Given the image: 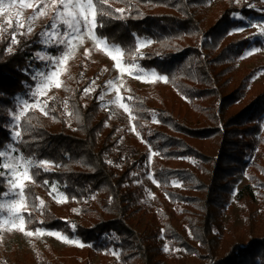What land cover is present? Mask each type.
I'll return each mask as SVG.
<instances>
[{"label":"trees","instance_id":"1","mask_svg":"<svg viewBox=\"0 0 264 264\" xmlns=\"http://www.w3.org/2000/svg\"><path fill=\"white\" fill-rule=\"evenodd\" d=\"M208 1L109 0L110 7L104 6L113 15H119L115 9H131V16L126 11L125 20L105 17V27L96 34L121 46L125 61H131L135 53L133 33L151 38L153 43L138 62L169 77L167 83L158 81L149 87L126 84L127 97H133L128 103L137 117L132 123L140 138H132L124 153L116 151L121 121L102 110L96 93L88 98L84 95L90 87L87 70L95 62L83 56L67 67L58 97L49 101V115L30 110L29 123L22 120L19 129L23 133L27 127L30 132L23 134V142H12L10 123L12 112L17 111L16 96L25 92L31 69L40 67L36 53L42 46L37 36L19 35V44L12 45L14 54H8L5 49L11 38L0 39V150L8 142L25 160L47 159L53 166L50 172L39 169L38 176L37 169L31 170L33 180L26 184L29 207L24 213L32 221L29 230L54 229L79 238L90 249L112 243L122 264H159L156 257L161 251L154 241L158 233L152 227L141 233L132 221L135 214L148 212L142 203L146 194L142 178L151 145L157 155L150 169L159 191L154 196L156 210L148 214L161 225L170 246L197 255L204 264H264V231L246 240L243 236L229 239L220 221L236 175L250 165L252 151L259 147L257 160H264V80L248 98L247 79L236 89L228 83L235 62L251 44L248 36L228 34L241 24L231 14L260 15L248 4L261 0L240 4L226 0L211 23L206 22L204 10ZM172 180L181 187L174 188ZM0 181L1 195L6 182L3 177ZM54 183L67 202L60 205L47 199L41 209L40 196ZM244 189L251 198L249 186ZM75 206L82 217L90 218L88 224L65 219ZM252 217L246 216L248 231ZM57 263L76 262L64 258ZM0 264H19L7 256L2 240Z\"/></svg>","mask_w":264,"mask_h":264},{"label":"rangeland","instance_id":"2","mask_svg":"<svg viewBox=\"0 0 264 264\" xmlns=\"http://www.w3.org/2000/svg\"><path fill=\"white\" fill-rule=\"evenodd\" d=\"M225 1L226 0H209L206 3V5L204 6V10L207 16L206 22L211 23L217 18L218 13ZM233 1L235 4H237L235 0ZM246 1L248 0H240V3H245ZM4 2L5 4H7L8 0H4ZM28 2L33 3L35 7L39 3V0H28ZM50 2L51 0H43V3H39V8H37V11H39L40 8H44L45 3L50 4ZM250 4H254L255 7L252 8L256 9L261 14L257 16L244 17L250 18L253 23L264 22V0H261L260 3L252 1ZM18 11L21 13L19 18L22 22H24L25 27L23 29L16 30L18 33L17 36L24 35L26 38L37 36V38L41 42L42 37L40 36V33L45 31L46 28H50V25L53 22L54 13L52 12L50 7L44 9V12L46 14L37 16L35 20L30 19L36 14L33 8H20L19 5L14 8L7 9L6 13H0V39L3 37L11 38L13 29L8 27L7 21L11 19L13 25H15V20L17 19L16 12ZM29 26L33 29L31 33L27 32V27ZM237 27H243L244 30L240 32H233L230 35L238 36L240 34H243L250 37L258 31L255 27L245 26V21H241V24ZM232 29H230V31ZM60 31L61 33L64 31L63 25L60 26ZM41 46L42 48L36 53V56L41 65L40 67L32 68L31 74H34L39 70H44L45 72H47V62L41 60L39 58L40 56L59 55L64 50V46H60V48L47 47L42 42ZM148 47L149 45L140 48V52L144 54ZM251 47H261L259 37H257L255 40H251V44L247 46L243 53L238 57L234 65L233 73L230 74L231 76L229 77L228 81L230 88L232 87L233 89H236L245 82V79H247L245 88L247 98L252 96V89L256 85H258L259 82L264 80V48H262L260 52L254 53L250 56H245V53L247 51H250ZM85 50H90L89 55H85ZM79 56L87 57L95 62L94 68H90L89 70H87V74L90 78L89 88H94L95 91H90L86 97H91L93 93L97 94V98L103 95L104 100H99L102 110L108 112L111 117L118 118L121 121V125L116 136V151L124 153L126 151L125 147L131 144L130 140L135 137L140 138V136H137L135 132L131 131L133 123L132 118L129 117L128 113L124 112L123 109H120L116 106L109 105V101L115 98L116 90L115 88L109 90V88L106 86L107 81L112 80L119 88L120 95L122 97H127L126 84H132L136 87H149L151 85V82L148 81L155 79L150 74L151 70L153 69H146L141 67L138 62L140 56H137L136 53H134L133 56H135L136 64L139 65L140 69L146 70L147 74H145V72L143 71L139 72L138 74L141 76V79L139 80L136 79L134 75H129L127 72L121 74L119 70L114 67L115 62L111 59V57L106 55L103 51H97L96 47L93 44V41L86 36L83 39V43L77 46L73 56L66 61V67H68L71 62ZM60 78L62 81H64L65 72H62ZM93 81H95L94 84ZM36 83L37 81L31 80L27 84L25 92L18 94L16 98L18 96H24L25 98H27L26 94L28 91V86L31 85L34 88ZM60 89L61 87L52 88L50 91H48L47 96L52 98L56 96L58 97ZM29 102L33 103L34 101L30 100ZM33 110L42 113L39 108ZM153 122H155V118L153 119ZM261 132L264 133V115L261 120ZM2 151L8 152L9 156L0 158V171H4V169L2 168V164L5 162H10V157L18 156V154H16V152H12L9 147ZM140 151L141 150L138 148L137 152ZM151 152L153 151L151 150ZM149 153L150 149L148 146V154ZM260 156L261 152L259 147L252 151L251 155L248 157L250 165L246 168L245 171L236 175V182L233 184V187L229 192L227 202L220 211V221L222 223V229L226 238L234 239L236 237L239 238L243 236L242 239L246 240L250 235L262 233L264 231V160H257ZM188 163L190 164L191 162L188 161ZM252 163H255V166H252ZM144 165L147 167V170L145 172V176L142 178V181L144 182L146 187V194L142 200V203L143 207L148 212H154L156 210L154 196L159 191V185L155 178L154 179L156 182H154L153 178H150L149 175L146 174H152V170L150 169V164L148 162V155ZM252 176L257 179L253 180L251 178ZM173 181L177 180L171 181L174 188L181 187L180 182L179 184H175L173 183ZM28 182H30V180L25 181L26 184ZM246 186H249V189L247 190H251L253 193L251 198H247L246 195L242 192V190H245L244 188ZM7 190L8 186L6 183L5 191ZM58 192L60 191L58 190L57 192H52L51 188L48 192L41 194L40 198L43 201L50 199L56 204H64L58 203L57 198H54L58 197ZM7 199H9V197H5L2 194L0 195V203H5ZM87 201L86 204L89 203ZM74 209H78V206H75ZM148 212L135 214L132 218V221L136 230L141 233H146L148 228L150 227H152L158 233V236L154 239V241L158 243L161 251V255L156 257V259L159 261V264H204V261L197 255H188L181 248L171 247L170 242L163 235L161 225L154 222ZM250 214L253 215L252 226L250 228L251 230L248 231L246 230V216H249ZM6 215L7 212H0V216ZM65 219H73L84 224H88L90 220L89 217L84 218L79 214V212H74L73 210L70 215L65 216ZM9 227L11 226L5 225V228L3 230H0V240L4 242L7 256L12 260L18 261L19 264H58L57 260L64 258L68 260L69 263L76 262L75 264H84V262H87L88 264H122L119 261V258L112 254V250H117L116 246H114V244L112 243H108V246L102 249H90L87 247L88 245L84 243V247L65 244L55 237L47 235L27 237L23 233L16 231L15 229H13L12 231H8L7 229ZM43 229H45V231H57L54 229ZM69 238L79 239L75 236ZM165 244L169 246L170 251H163ZM174 249H179L180 251H174Z\"/></svg>","mask_w":264,"mask_h":264},{"label":"snow or ice","instance_id":"3","mask_svg":"<svg viewBox=\"0 0 264 264\" xmlns=\"http://www.w3.org/2000/svg\"><path fill=\"white\" fill-rule=\"evenodd\" d=\"M237 4L240 3V0H235ZM39 3H43V0H39ZM39 3L34 7L33 3L28 2V0H8V3L5 4L4 0H0V13H6L7 9H11L19 5L20 8H33L36 13L30 19L35 20L37 16L46 14L44 12L45 8H51L53 15V22L50 25V28H46L45 31L40 33L42 37L41 42L47 47H56L64 46V50L59 55H44L39 58L47 62V72L44 70H39L34 74L30 75V79L37 81L35 87L31 85L28 86L27 98L24 96H18L16 98L17 102V111L12 112L11 114V123H10V140L15 143L23 142V134L30 132V129L25 127L22 133L19 130L22 126V120L25 123H29L28 113L32 109L39 108V110L45 115L48 116L51 111L48 107L49 101L54 99L48 97L47 93L52 88H60L63 84L61 80L62 72L67 71L66 61L73 56L76 51V48L79 44L83 43V39L86 36L87 38L93 41L94 46L97 51H103L106 55L110 56L111 59L115 62L114 67L119 70L121 74L127 72L129 75H134L136 79H141L139 72H145L146 70L140 69L139 65L135 62V56L132 57L131 61L124 60V52L119 45L109 44L106 37H100L96 34V30L105 27V17L110 19L125 20L128 17L124 15L127 11L128 15L131 16V9L118 8L114 12L119 15H113L112 12L105 11L104 6L109 5V0H51L50 4L45 3L44 8H39ZM249 7H255L254 4H248ZM110 7V5H109ZM21 13L16 12L17 19L15 20V25H13L11 19L7 21L8 27L13 29L11 41L5 51L8 54H14V48L12 45L19 44L17 39V29H23L25 27L24 22L20 20ZM233 19L245 21V26H252L257 28V32L250 37H247L248 40H255L257 37L260 38L261 47H251L250 51L245 53V56H250L254 53L260 52L264 48V22L253 23L250 18H245L239 13L231 14ZM64 26V31L61 33L60 26ZM243 27H236L232 29L228 34L233 32L243 31ZM33 31L32 27H27V32L31 33ZM23 34V33H19ZM135 38V53L137 56L143 57V54L140 52V48L151 45L153 40L151 38H142L136 33H133ZM207 39V38H205ZM114 49V50H113ZM90 50H85V55H89ZM244 58V57H241ZM63 66V67H62ZM135 69V71H134ZM27 71V70H25ZM151 76L155 79L148 81L151 83H156L162 81L167 83L169 77L167 75L159 74L156 70H151ZM95 81H93V84ZM109 90L115 88L116 95L115 98L109 101V105L116 106L120 109H123L124 112L128 113L129 117L135 119L137 117L133 116V110L129 108L127 101H131L133 97H122L119 93V88L116 84L109 80L106 85ZM90 91H95L94 88H85L84 95L89 94ZM99 100L103 101L104 96L101 95L98 97ZM34 101L30 103L29 101ZM137 115L139 114V109L136 110ZM78 118V117H77ZM155 118V114L153 115ZM159 122V121H157ZM106 123V122H105ZM107 126V124H106ZM6 130H9L6 128ZM131 131L135 132L137 136H140V133L136 131V127L133 126ZM146 142V141H145ZM7 146L11 149L12 152H18L19 149L12 147V144L6 142ZM150 153L148 155V162L150 164L151 158L154 155H157L155 152H151V145H149ZM9 156V153L6 151L0 150V158ZM108 163H112L108 161ZM4 171H0V177H4L6 180L8 190L2 193L3 196L9 197L5 203H0V212H7L6 216H0V230L5 228V225H10L7 230L12 231L15 229L23 233L27 237L33 236H51L62 241L65 244L76 245L79 247H84L82 241L76 238H69L67 235H63L60 231H45L42 227H37L35 231L28 229V224L32 223L30 219L26 220L24 213L28 212V197L26 195L27 185L26 180H33L31 175L32 169H37L35 175H39V169H42L44 172H50L53 170L52 162L47 159H42L38 161H33L31 158L25 160L23 154L21 153L18 156L10 157V162H5L2 164ZM22 169V170H21ZM150 178H153L154 174L146 173ZM131 175L136 176L138 173H132ZM48 182L45 181V184ZM175 184H179V181H173ZM3 186V182L0 181V187ZM56 184L52 185V192H57ZM51 194V193H50ZM167 195V194H166ZM57 198L58 203L67 202V196L63 192H58ZM75 199V197H73ZM39 207L43 209L44 201L41 199L39 202ZM74 212L81 211L80 209H73ZM29 217L31 213H28ZM40 223H43L42 221ZM74 227V226H73ZM163 232V229H162ZM189 234L191 235V230L189 229ZM163 251H170L169 246L165 244ZM174 251H180L179 249H174ZM112 254L119 258L120 253L117 250H112Z\"/></svg>","mask_w":264,"mask_h":264}]
</instances>
